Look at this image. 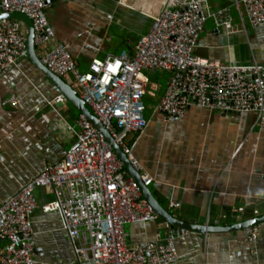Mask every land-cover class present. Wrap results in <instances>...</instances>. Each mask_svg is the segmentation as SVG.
I'll list each match as a JSON object with an SVG mask.
<instances>
[{"label": "crops", "instance_id": "1", "mask_svg": "<svg viewBox=\"0 0 264 264\" xmlns=\"http://www.w3.org/2000/svg\"><path fill=\"white\" fill-rule=\"evenodd\" d=\"M207 1L208 13L223 11L220 21H230L232 26L228 30L209 19L197 53L226 64L264 65V26H250L240 0ZM161 7L162 0H57L46 10L55 32L50 48L66 45L82 72L94 59L123 51L134 56L139 39L151 28V17ZM161 74L167 75L165 85L151 82L147 95L156 105L172 76ZM58 77L79 97L72 75ZM59 97L65 98L62 104H50ZM13 99L17 104H12ZM156 105L146 131L132 136L129 145L153 178L149 188L157 201L176 219L196 226L228 228L263 216L264 130L255 127L256 117L194 107L176 121L156 113ZM80 115L30 57L0 74V199L64 158L77 141ZM36 196L39 209L33 216V243L39 263L94 264L92 260L79 263L60 215L43 212L41 207L53 201V193L39 189ZM167 224L172 228L160 219L128 225V242L145 244L164 238L170 229ZM260 226L255 244L249 242L251 228L189 231L176 241L179 260L175 264H264V223Z\"/></svg>", "mask_w": 264, "mask_h": 264}, {"label": "built area", "instance_id": "2", "mask_svg": "<svg viewBox=\"0 0 264 264\" xmlns=\"http://www.w3.org/2000/svg\"><path fill=\"white\" fill-rule=\"evenodd\" d=\"M57 0H0V15L22 14L33 24L34 44L42 65L60 77L72 75L80 99L94 112L127 156L146 187L153 178L129 145L148 127L145 99L149 73H171L168 88L155 107L169 120H181L194 107L223 115L252 114L255 127L264 130V65L226 64L201 57L197 51L209 19L221 22L223 11L208 13L207 0H162L148 33L141 36L136 54L126 51L94 59L87 72L79 70L66 45L54 42L55 32L46 14ZM123 2V1H122ZM253 28L264 26V0H240ZM29 30L18 20L0 21V74L29 58ZM12 104H17L15 99ZM59 97L51 105L62 104ZM77 126V141L63 159L30 179L6 199H0V264H40L35 257L33 216L39 209L36 192L47 189L53 201L44 213H58L79 263L175 264L176 241L189 233L170 228L168 234L145 244L128 242L127 226L154 223L160 217L130 176L113 144L84 114ZM172 207L180 208V204ZM261 226L251 228L255 244Z\"/></svg>", "mask_w": 264, "mask_h": 264}, {"label": "water", "instance_id": "3", "mask_svg": "<svg viewBox=\"0 0 264 264\" xmlns=\"http://www.w3.org/2000/svg\"><path fill=\"white\" fill-rule=\"evenodd\" d=\"M3 19H13L24 22L29 27V57L33 61V63L37 66L42 68L49 77L60 87L62 92L64 93L65 97L70 100L73 105L81 112L88 117V119L93 123V125L100 131L104 133L107 140L113 144L114 150L119 158L124 162L126 169L128 170L130 176L137 182L139 187L141 188L145 199L152 205L156 213L160 217V222L165 224L169 223L172 228H185L189 231H197L200 233H214L217 231H235L241 229H249L257 225H261L264 223V215L261 217H255L249 221L238 223L232 227L223 228V227H206V226H196L193 223H186L182 220L176 219L172 216V214L167 211L155 198L152 194L149 187H146L143 183L141 176L138 172L134 170L131 166L127 156L122 152L120 147L114 144V141L109 134V132L104 128V126L100 123L94 112L77 96V93L67 85L63 80H61L58 76L54 75L50 72L42 63L37 54V48L34 44V28L32 22L22 14H2L0 15V21Z\"/></svg>", "mask_w": 264, "mask_h": 264}, {"label": "rangeland", "instance_id": "4", "mask_svg": "<svg viewBox=\"0 0 264 264\" xmlns=\"http://www.w3.org/2000/svg\"><path fill=\"white\" fill-rule=\"evenodd\" d=\"M155 75H157V76L155 77ZM161 75H162L161 72H159L157 74L151 73L149 75L151 82L155 83V82L160 81V86H164L165 85L164 83L166 82L167 75L165 74V77H161ZM156 95H158V97H159V94L156 93ZM155 105H156L155 99L150 98L149 96L145 99V106H146L145 118L147 120H149L152 117V115L154 113V106Z\"/></svg>", "mask_w": 264, "mask_h": 264}]
</instances>
